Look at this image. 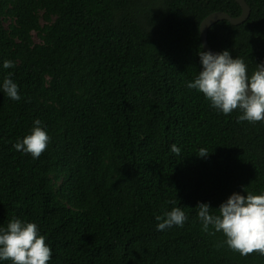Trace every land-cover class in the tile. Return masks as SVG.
Wrapping results in <instances>:
<instances>
[{
    "label": "trees",
    "instance_id": "trees-1",
    "mask_svg": "<svg viewBox=\"0 0 264 264\" xmlns=\"http://www.w3.org/2000/svg\"><path fill=\"white\" fill-rule=\"evenodd\" d=\"M244 1L247 19L217 21L207 43L243 59L251 76L264 62V0ZM214 12L241 8L0 0V85L11 73L21 97L0 88V227L35 223L48 264H264L205 232L197 215L198 203L218 214L233 193H264L263 120L238 121L239 109L225 115L187 87L202 70L200 22ZM37 119L50 140L33 158L13 145ZM201 148L210 155L197 157ZM173 207L188 219L158 231L155 217Z\"/></svg>",
    "mask_w": 264,
    "mask_h": 264
},
{
    "label": "clouds",
    "instance_id": "clouds-1",
    "mask_svg": "<svg viewBox=\"0 0 264 264\" xmlns=\"http://www.w3.org/2000/svg\"><path fill=\"white\" fill-rule=\"evenodd\" d=\"M197 55L202 70L193 82L187 84L189 89L203 94L212 108L225 115L239 109L241 115L238 116V121L264 120V62L256 64L249 76L243 59H233L228 50L217 53L199 51ZM13 66L9 60L3 63L5 69ZM0 88L11 100L21 99L18 85L11 79V73L4 78ZM49 140V135L37 119L30 134L18 140L13 147L16 151L39 158ZM171 151L179 155L180 148L173 144ZM208 155V150L201 148L197 157L205 158ZM196 208L202 229L208 232L211 226V234L222 232L226 238L224 243L231 250L242 256L253 252L264 255V193H233L215 209L218 214H213V209L207 203H198ZM155 219L162 221L157 224V230L163 231L173 225L182 227L188 217L180 207H173L170 211L157 215ZM51 256V249L35 223L13 218L6 228L0 227V260L11 261L12 264H48Z\"/></svg>",
    "mask_w": 264,
    "mask_h": 264
},
{
    "label": "water",
    "instance_id": "water-1",
    "mask_svg": "<svg viewBox=\"0 0 264 264\" xmlns=\"http://www.w3.org/2000/svg\"><path fill=\"white\" fill-rule=\"evenodd\" d=\"M235 2L238 3V5L241 8V14L239 16L231 17L224 12H214V13H211L208 16H206L200 22V25H199L200 42H201L202 49L204 51H210L213 53H217L216 51L212 50L207 43V31L211 25H213L217 21H221V20H226L232 25H238V24L244 22L247 19V17L249 16L250 10H249V7L247 6V4L245 3V1L244 0H235ZM263 122H264V120H263Z\"/></svg>",
    "mask_w": 264,
    "mask_h": 264
},
{
    "label": "rangeland",
    "instance_id": "rangeland-1",
    "mask_svg": "<svg viewBox=\"0 0 264 264\" xmlns=\"http://www.w3.org/2000/svg\"><path fill=\"white\" fill-rule=\"evenodd\" d=\"M34 40L37 42L38 41V39H37V37L34 35Z\"/></svg>",
    "mask_w": 264,
    "mask_h": 264
}]
</instances>
